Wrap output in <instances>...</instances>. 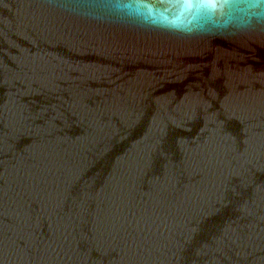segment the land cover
<instances>
[{
	"label": "water",
	"instance_id": "95a60500",
	"mask_svg": "<svg viewBox=\"0 0 264 264\" xmlns=\"http://www.w3.org/2000/svg\"><path fill=\"white\" fill-rule=\"evenodd\" d=\"M0 264H264V0H0Z\"/></svg>",
	"mask_w": 264,
	"mask_h": 264
},
{
	"label": "snow or ice",
	"instance_id": "6c2138e0",
	"mask_svg": "<svg viewBox=\"0 0 264 264\" xmlns=\"http://www.w3.org/2000/svg\"><path fill=\"white\" fill-rule=\"evenodd\" d=\"M187 6H191V5H187Z\"/></svg>",
	"mask_w": 264,
	"mask_h": 264
}]
</instances>
